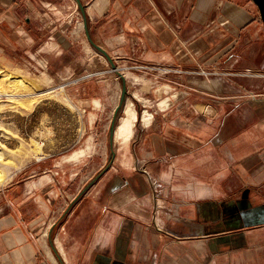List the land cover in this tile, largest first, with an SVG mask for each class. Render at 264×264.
Returning a JSON list of instances; mask_svg holds the SVG:
<instances>
[{
  "label": "crops",
  "instance_id": "0c3cea01",
  "mask_svg": "<svg viewBox=\"0 0 264 264\" xmlns=\"http://www.w3.org/2000/svg\"><path fill=\"white\" fill-rule=\"evenodd\" d=\"M0 14L4 50L43 60L72 92L73 146L110 154L86 181L62 156L4 185L0 264H264V23L254 0H0ZM94 44L112 59L214 73L184 77L174 125L134 124L123 141L122 116L111 130L123 80L101 70L111 62Z\"/></svg>",
  "mask_w": 264,
  "mask_h": 264
},
{
  "label": "rangeland",
  "instance_id": "374dc122",
  "mask_svg": "<svg viewBox=\"0 0 264 264\" xmlns=\"http://www.w3.org/2000/svg\"><path fill=\"white\" fill-rule=\"evenodd\" d=\"M76 11L79 15L81 14L78 9H76ZM1 15L2 14H0V16ZM2 23L3 19H0V25H3ZM0 28V38L2 39V26H0ZM90 50L94 51L93 48ZM102 60H104V58H102ZM45 65L46 63L43 60L35 59V57L33 59V57H30V54L25 51H5L3 44L0 43V90L37 93L25 95L21 98L0 96V189L6 184L15 183L28 176L40 177L42 175L41 169H43L44 166L49 167L54 158L57 159L62 156L70 162L79 163V168L77 169L79 173L76 176L74 175L76 177L74 181H86L100 168L99 166L103 157L105 160L106 157L108 158L110 156L108 151L106 152L107 154L97 153L93 146L89 147L87 150L81 149L82 142L84 141L82 139L76 146H73V142L76 140L75 135L81 132V114L75 106L76 102L73 99L72 92L62 85L58 86L56 84L57 80L52 76L54 70H44L43 66ZM110 65L111 64L108 63V67ZM4 71L16 72L23 79L26 78L25 81L27 84L13 81L12 79L14 78L7 83V80L5 81L1 75L5 73ZM113 74L116 75L115 72ZM125 74H127V77L131 76L135 80L136 77H138L136 84L131 81L126 84L128 90L127 101L134 102L139 116L134 130L139 131L143 128L145 129H142L144 133H146L148 129H152L154 132L165 130L164 128L169 126V124L166 126L162 123V118L158 120L155 117L156 119L148 127L141 123V103L147 104L149 100L153 99V94H151L150 97L148 95V101L145 97V93L150 88L149 85L151 84L147 81L142 82V78L139 79L140 75L138 76L131 72L127 73V71H125ZM62 78L63 84L69 81L66 76ZM31 81L32 83H30ZM16 84H18V86ZM185 85L187 86L186 83ZM50 88H56L55 91H52L53 93L51 92L52 94H38L39 90ZM137 94L142 98H139L140 102L134 97ZM47 96L50 97V99H47ZM125 101L124 105L126 103ZM160 101L161 100L155 103L156 110L158 111L163 110V108L159 106ZM124 105L118 113L119 118L124 115ZM121 143L123 145L126 144V142L122 141ZM77 149L83 150L84 153L77 158L68 159L67 157L77 151ZM45 157L46 159H43ZM81 160H83L82 163ZM36 165H41L42 168L39 169ZM175 190L178 192L179 188L176 187ZM154 193L156 196H162L164 193L168 192L167 188L157 186V190ZM161 205L163 204L161 203ZM59 227L60 223L57 221L53 224L51 233H46L49 243V240L55 241Z\"/></svg>",
  "mask_w": 264,
  "mask_h": 264
},
{
  "label": "built area",
  "instance_id": "2783aa9c",
  "mask_svg": "<svg viewBox=\"0 0 264 264\" xmlns=\"http://www.w3.org/2000/svg\"><path fill=\"white\" fill-rule=\"evenodd\" d=\"M112 60L115 66L113 67L110 65L109 67L107 66L106 68L101 69L103 72H107L108 70L113 71L118 78H121V76L124 77L125 84L129 81L136 84L138 80H135L131 76L127 78L124 76V71H128L138 76L140 75L139 79L142 78V82L147 81L151 84L149 85L150 88L145 93V97L148 101V95L150 97V95L153 94V99L149 100V103L147 104L141 103L142 112L140 117L141 123L144 125L142 114L145 110L150 111L151 120L149 126L156 118L158 120L162 118V123L166 126L168 124L173 125L177 122L184 109L186 96L188 94V90L184 83L185 76L204 77L214 73L213 70H209L200 65L183 67L176 64L144 63L133 59L113 58ZM127 93L128 90L125 95L126 101L128 99ZM135 99L139 101L138 98ZM159 100L165 103L162 112L156 110L155 103ZM144 101L147 102L146 100Z\"/></svg>",
  "mask_w": 264,
  "mask_h": 264
},
{
  "label": "bare ground",
  "instance_id": "6f19581e",
  "mask_svg": "<svg viewBox=\"0 0 264 264\" xmlns=\"http://www.w3.org/2000/svg\"><path fill=\"white\" fill-rule=\"evenodd\" d=\"M127 73H128V71H127ZM1 75L5 79V81L7 80V83H8V81L10 82L12 78H14V79H12L13 81H16V82L21 83V84H27V82L25 81L26 78L23 79L16 72H5V73H2ZM124 76L127 77V74H125V71H124ZM15 79H17V80H15ZM137 79H138V77H136V80ZM28 83H29V81H28ZM30 83H32V81ZM16 85L18 86V84H16ZM31 85H33V84H31ZM26 89H27V87H26ZM55 89L56 88H50V89H45V90H41V91L39 90L38 94H40V93H43L45 95L47 93L52 94L53 93L52 91H55ZM31 94H37V93H23V92H17V91L16 92H8L6 90H4V91L0 90V96H2V97L3 96H8V97H14V98H18V97L21 98L22 96L31 95ZM137 96H138V98L142 99L138 94H137ZM47 99H50V97H48ZM204 108H203V110H204ZM124 111H125V114L120 118L121 120H120V122H119V124L117 126V129H116V136H117V138L121 137L123 139V141L124 140L126 141L133 134V126H134V124H136L135 122L137 121L139 116L137 114L136 109L133 107V103L132 102H131V104H127V106L125 107ZM142 119H143V122L147 125L149 120L151 119V113L149 111L145 110V112L142 114ZM115 128H116V126H115ZM0 183H1V181H0Z\"/></svg>",
  "mask_w": 264,
  "mask_h": 264
},
{
  "label": "water",
  "instance_id": "95a60500",
  "mask_svg": "<svg viewBox=\"0 0 264 264\" xmlns=\"http://www.w3.org/2000/svg\"><path fill=\"white\" fill-rule=\"evenodd\" d=\"M254 1L259 7L260 14H261V19H262V21L264 23V0H254ZM95 46H96V48L99 49V51H101L110 60L111 65L114 67L115 64H114L112 58L109 57L107 52L103 48H101L100 46H97V45H95ZM121 79L123 80V90H122L121 100H120L118 106L116 107V109L114 111V116L112 118V128H111L112 133H114V131H115V121H116L117 115H118L121 107L124 105L125 95H126V91H127L124 77L121 76Z\"/></svg>",
  "mask_w": 264,
  "mask_h": 264
}]
</instances>
